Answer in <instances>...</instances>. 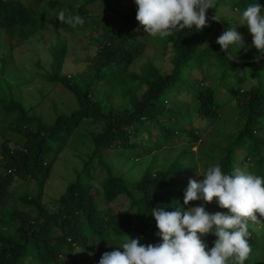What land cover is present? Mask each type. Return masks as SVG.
Masks as SVG:
<instances>
[{
	"label": "trees",
	"instance_id": "16d2710c",
	"mask_svg": "<svg viewBox=\"0 0 264 264\" xmlns=\"http://www.w3.org/2000/svg\"><path fill=\"white\" fill-rule=\"evenodd\" d=\"M92 1L33 0L34 8L22 0H0V29L13 46L31 40L46 27L45 20L56 30H73L58 20L60 11L79 15L98 30L97 48L87 59L92 75L79 83L75 73L62 72L66 37L60 45L49 46L51 69L42 74V79L69 93L71 109L44 123L20 100L0 98V264H64V260L82 264L73 254L79 247L85 248L83 260L87 264H98L102 253L116 248L114 244L127 235L139 237L145 245L160 242L151 209L165 207L171 211L179 204L187 209L194 203L184 205L181 192V185L194 174L183 163L193 147L203 172L219 165L223 172L240 168L264 177V57L256 59L262 54L251 41L246 49L236 50L234 58L254 61L235 62L226 51H220L216 42L195 51L210 34L217 38L222 27L223 32L230 27L229 21L217 18L200 31L185 29L160 40L172 51L169 73L161 74L150 63L144 65L142 74L131 72L128 67L138 55L135 47H142L140 52L145 47L138 40L141 33L137 31L134 0L124 4L98 0L100 12L121 13L119 18L103 20L86 8ZM255 2L213 0L214 7L206 12L214 16L229 6L242 13ZM257 2L264 6V0ZM205 62L219 73L216 82H211L225 85L229 97L224 102L216 100L204 79L191 82L185 78L184 69L190 72ZM228 76L233 81H227ZM246 79H255L256 83L243 88ZM113 89L120 93V106L107 105L100 98L105 90ZM184 91L191 94L190 101L176 100ZM87 123L95 127L85 134L89 145L81 166L73 171V181L58 196L48 198L45 186L54 159L67 144L83 137L81 131ZM179 139L184 144L179 154L166 167L148 164L131 182L132 188L102 153L114 149L121 157L139 158ZM17 179L20 182L15 185ZM21 182L33 183L32 189L19 190ZM257 217L255 222L261 226L249 223L251 252L244 264H264V217ZM201 239L210 248L216 237L209 233Z\"/></svg>",
	"mask_w": 264,
	"mask_h": 264
},
{
	"label": "clouds",
	"instance_id": "9594fccd",
	"mask_svg": "<svg viewBox=\"0 0 264 264\" xmlns=\"http://www.w3.org/2000/svg\"><path fill=\"white\" fill-rule=\"evenodd\" d=\"M135 19L143 31L153 38H165L182 30L200 31L217 15L206 18V10L214 7L213 0H134ZM56 17L72 28L84 24L79 15L65 17L60 11ZM239 21L246 24L252 35L251 43L264 55V6L257 0L240 14ZM221 52L228 57L243 44L242 35L234 27H228L215 41ZM198 174L203 179H189L183 195V204L202 200L216 203L226 212L209 213L203 204L185 209L180 204L153 207L158 231V243L147 245L140 238L127 237L111 251L102 253L98 264H244L251 247L248 242L249 223L264 217V177L234 168L223 172L219 165H213ZM211 233L216 237L213 246H207L201 237ZM112 244V243H111Z\"/></svg>",
	"mask_w": 264,
	"mask_h": 264
},
{
	"label": "rangeland",
	"instance_id": "374dc122",
	"mask_svg": "<svg viewBox=\"0 0 264 264\" xmlns=\"http://www.w3.org/2000/svg\"><path fill=\"white\" fill-rule=\"evenodd\" d=\"M22 1L30 7H36L33 0ZM73 1L76 4L81 3V0ZM129 1L130 0H116L115 2L124 4ZM97 2L98 0H94L86 7L91 11V14H94V16H98L101 20L109 16L114 18H119L121 16L120 12L114 10L111 14L100 12L99 2ZM64 14L65 17H68L67 11H64ZM216 14L217 16H220L218 17L219 19L229 21L231 27H234L239 33L241 32L240 34L244 41L241 49H246L252 39V35L249 31L246 33L244 32L247 25L241 24L239 21L241 12L226 6L221 8ZM42 17L43 16L40 18ZM46 22V27L42 31H38L35 36L30 38L31 40H27L18 46H13L5 31L0 29V98L7 99L11 96L14 99L20 100L25 109H30V112L39 116L44 123H50L56 114L71 109V107H73V102L69 93L65 89H62L60 85H48L42 79V74L49 72L51 69L50 64L52 59L49 52V46L52 44L60 45L59 43L62 41L63 37H66L62 72H65L67 75L75 73L77 75L75 80L79 83L81 79H89L92 75V68L87 59L97 48L96 38L98 30L92 29L89 21H84L83 25L77 26L69 32L63 30L61 27L56 30L53 28V24L49 23L48 20L44 21V23ZM97 27L101 28V25L99 24ZM137 31L141 33L140 38L137 39L141 41V46L145 43V47L141 52L139 50L142 47H135V53L138 54L136 56L137 59L135 58L134 62L129 65L128 70L142 74L144 65L150 63L157 68L161 74L169 73L172 68L171 58L173 56L170 47H163V43L160 41L163 38H153L148 34L144 35L145 32L141 25H138ZM148 38L153 40V42H145V39ZM215 41V35L210 34L205 41L198 45V49L197 47L195 48V51L200 50L205 45L214 43ZM132 44L133 43H130V45ZM260 57L263 58L264 55H261ZM261 68L264 69V67ZM184 74L186 76L185 78L191 82H194L197 79H204L205 84H209L214 90V97L216 100L224 102V100L228 99L229 96H227L228 93L225 85L211 82L212 80L216 82L215 79H217L219 73L214 72L209 63L205 62L201 67L195 66L190 72L184 69ZM226 80L233 81L232 76H228ZM253 83H256L255 79H246L242 86L243 88H248ZM138 94H141V92H138ZM100 98L105 101L107 105H122L120 93L116 89L105 90ZM181 99L190 101L191 94L184 91L176 96V100ZM1 110L2 109L0 108V111ZM93 126V123H87L85 128L81 131L83 137L79 140H75L77 143L70 142V144H67L56 159H54L50 177L45 186V194L48 198L58 196L66 184L73 181V171L76 168L79 169L81 166V159L85 157V153L88 150L87 146L89 145V142L85 139V134L88 131H91ZM202 126H205L204 123H202ZM154 132H156V129H153V133ZM206 132L211 131L207 130ZM261 134L262 133H260V135ZM1 141L2 139L0 136V143ZM179 141L180 142H177L174 145L162 148L158 151H152L139 158L121 157L114 149L102 151V153L103 155L105 153L104 156L106 160L109 159V162L114 164V171L119 173L125 181L129 183V188H132L131 182L140 177V173L148 164H151L153 167H166L183 148L182 146L184 144H180L183 141H181V139H179ZM151 142H155L154 138L151 139ZM195 150L196 147H193L192 152L189 151L187 153L184 157L185 160L183 163H186L188 167H191L194 172L190 178L200 180L203 179V175L198 174V171L203 173V169L196 161L197 154ZM19 182L20 180L17 179L15 185ZM20 184L19 190L23 191H26L27 189L29 191L33 187V183L31 182L28 184L26 182H21ZM181 186V192H183L186 189L187 184L183 183ZM120 201L121 200H119V202ZM121 204V207L124 209V203ZM201 204L202 200H195L189 207ZM204 207L209 213H215L217 210H224L217 205L215 197L212 202H206ZM6 222H9L7 217ZM255 223L258 228L261 226L259 222ZM88 245H90V242H88L87 247ZM84 250L85 248L82 247L76 248L73 254L82 262V264H87L85 260H83L84 255H87ZM64 264L70 263L68 260H64Z\"/></svg>",
	"mask_w": 264,
	"mask_h": 264
},
{
	"label": "water",
	"instance_id": "95a60500",
	"mask_svg": "<svg viewBox=\"0 0 264 264\" xmlns=\"http://www.w3.org/2000/svg\"><path fill=\"white\" fill-rule=\"evenodd\" d=\"M206 17H209L211 18L212 16H210L207 12H206ZM221 33H223V27H222V30H221ZM259 58H262V57H258L256 59H259ZM231 59L235 62H248V61H254L256 59H239V58H234V57H231Z\"/></svg>",
	"mask_w": 264,
	"mask_h": 264
}]
</instances>
